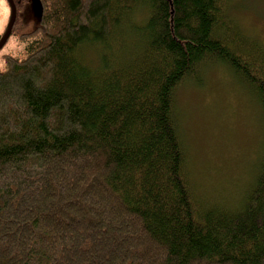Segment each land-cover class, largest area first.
<instances>
[{"label":"trees","instance_id":"16d2710c","mask_svg":"<svg viewBox=\"0 0 264 264\" xmlns=\"http://www.w3.org/2000/svg\"><path fill=\"white\" fill-rule=\"evenodd\" d=\"M230 1L39 0L0 71V264H264V158L241 203L206 205L175 116L206 63L264 114V47Z\"/></svg>","mask_w":264,"mask_h":264},{"label":"rangeland","instance_id":"374dc122","mask_svg":"<svg viewBox=\"0 0 264 264\" xmlns=\"http://www.w3.org/2000/svg\"><path fill=\"white\" fill-rule=\"evenodd\" d=\"M230 3L229 11L243 33L264 47V0ZM40 14L39 0L21 6L12 36L0 52V71L7 55L26 56L21 36L34 30ZM10 19L9 6L0 3V38ZM88 55L96 60L94 50ZM199 72L176 91L186 172L199 200L233 208L251 190L264 158V114L255 95L225 65L206 63Z\"/></svg>","mask_w":264,"mask_h":264},{"label":"water","instance_id":"95a60500","mask_svg":"<svg viewBox=\"0 0 264 264\" xmlns=\"http://www.w3.org/2000/svg\"><path fill=\"white\" fill-rule=\"evenodd\" d=\"M10 2H11V6H12V16H11V20L9 22V25L7 27L6 32L4 33V35L2 36V38L0 40V52L5 47V45L9 41L10 37L12 36L13 28H14V25H15V22H16V18H17V8H16V5H15V3L12 0H10Z\"/></svg>","mask_w":264,"mask_h":264},{"label":"flooded vegetation","instance_id":"af4514ba","mask_svg":"<svg viewBox=\"0 0 264 264\" xmlns=\"http://www.w3.org/2000/svg\"><path fill=\"white\" fill-rule=\"evenodd\" d=\"M14 3H15V5H16V8H17V13L19 12V10H20V8H18V6L19 5H23L24 3H26L27 1H29V0H12ZM0 3H4L5 4V6L6 7H8L9 6V10H10V12H11V16H12V6H11V2H10V0H0ZM11 20V19H10ZM16 27V25L14 26V28ZM14 28H13V31H14ZM6 30H7V28H6ZM6 32V31H5ZM4 32V33H5ZM4 35V34H3ZM2 35V36H3ZM2 38V37H1ZM1 38H0V40H1Z\"/></svg>","mask_w":264,"mask_h":264}]
</instances>
